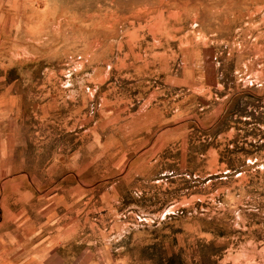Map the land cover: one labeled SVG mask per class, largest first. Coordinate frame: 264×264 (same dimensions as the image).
<instances>
[{"label": "rangeland", "instance_id": "1", "mask_svg": "<svg viewBox=\"0 0 264 264\" xmlns=\"http://www.w3.org/2000/svg\"><path fill=\"white\" fill-rule=\"evenodd\" d=\"M54 1L8 13L10 22H35L24 38L9 27L0 42V106L8 92L15 113L0 123V169L7 133L10 152L0 227L7 211L50 210L66 197L82 229L122 231L128 264H264V172H256L264 157L210 154L206 137L196 144L191 115L179 124L178 167L168 162L152 189H116L122 200L112 202L120 129L172 98L191 107V93L166 89L164 75L192 69L198 55L231 66L224 49L237 45L225 42L256 36L264 0Z\"/></svg>", "mask_w": 264, "mask_h": 264}, {"label": "crops", "instance_id": "2", "mask_svg": "<svg viewBox=\"0 0 264 264\" xmlns=\"http://www.w3.org/2000/svg\"><path fill=\"white\" fill-rule=\"evenodd\" d=\"M36 1L0 0V42L12 26L24 38V27L35 21L10 22L8 13L34 10ZM45 2L56 7L54 0ZM164 3L167 6L168 0ZM164 11L168 12V8ZM257 27L256 36H249V41L241 37L225 42L237 45L224 49L226 56H234L231 66L221 69L211 62L210 54L208 57L195 55L192 69L164 75L166 89L191 93V107H186L184 98H172L164 104L140 110L132 116L128 130L120 129V140L114 139L112 147L113 152H117L113 171L122 177L112 184L114 205L122 200L121 192L116 189L127 187L130 195L139 189H152L155 179L170 166L168 162L178 167L179 155L183 158L185 154L179 124L186 116L192 117L193 137L199 139L196 144L202 145V136L209 140L210 154L264 157V21ZM4 75L8 77V69ZM9 97L7 92L3 99L5 104L0 106V123H13L15 113L11 112ZM5 141L0 170L8 173V133ZM169 150L172 160L166 159ZM262 163L264 159L256 165L257 174L264 172ZM110 198L112 195L103 197L104 205ZM70 203L64 197L49 204L50 210L5 212L0 227V264H128L122 259L120 242L116 241L122 231L108 235L101 230L89 233L74 222L78 217H74ZM120 211L109 214L121 216ZM110 236L112 249L106 255L103 244Z\"/></svg>", "mask_w": 264, "mask_h": 264}]
</instances>
